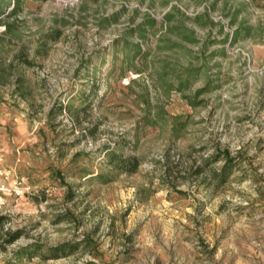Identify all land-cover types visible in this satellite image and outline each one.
Listing matches in <instances>:
<instances>
[{
    "label": "rangeland",
    "instance_id": "374dc122",
    "mask_svg": "<svg viewBox=\"0 0 264 264\" xmlns=\"http://www.w3.org/2000/svg\"><path fill=\"white\" fill-rule=\"evenodd\" d=\"M2 183L0 264H264V0H0Z\"/></svg>",
    "mask_w": 264,
    "mask_h": 264
},
{
    "label": "trees",
    "instance_id": "16d2710c",
    "mask_svg": "<svg viewBox=\"0 0 264 264\" xmlns=\"http://www.w3.org/2000/svg\"><path fill=\"white\" fill-rule=\"evenodd\" d=\"M13 8H14V6H13ZM173 11H175V10H173ZM173 11L170 12V13H166L165 14V16H164L165 21H169L170 20V17L173 16L172 15ZM146 20H147V24H150V25H152L154 23V21H155V19H153V18H147ZM5 26L7 27V29H6L7 32H12L8 28L9 25L6 24ZM138 28L142 29L141 27H138ZM135 29L136 28L130 29V32H132ZM176 29H177L178 35L180 36V38L182 40L187 41V42L192 43V44L196 43V38L194 36V32H193L192 29H184V30H182V29H180L178 27H176ZM138 34H140V33H138ZM172 46L173 47H180L181 45H179V43L175 42V43H172ZM132 50H133L134 54L131 56V60L135 56H140V55L144 54V52H142L141 49L137 48V49H132ZM166 50H171V51H174V52L178 53V52H182L185 49H166ZM131 68L133 70H137L138 71V68L135 67V65H131ZM200 92H202V90H198V93H200ZM220 156L224 157V163H223V165L221 167V171H222V174L225 175L226 171L228 170V168L233 166V162H234L235 157H230L229 154H227L225 152L223 153V152L217 151L216 154L213 156V160L214 161L218 160V158H220ZM137 166H138V162L136 161V159H130V158L126 159V158H122V157H118L117 158V167L119 169H121V170L128 171V172H133L136 169ZM214 174H216V173H214ZM19 235H20V231H15L13 233H11V232L6 233V236L2 240H0V250L3 249L7 244H9L13 240H15ZM62 248H57V250L62 249ZM23 252L19 251L16 254V257H19V258L22 257L24 255Z\"/></svg>",
    "mask_w": 264,
    "mask_h": 264
},
{
    "label": "built area",
    "instance_id": "2783aa9c",
    "mask_svg": "<svg viewBox=\"0 0 264 264\" xmlns=\"http://www.w3.org/2000/svg\"><path fill=\"white\" fill-rule=\"evenodd\" d=\"M23 184H24L23 179L16 178L13 180L12 185H11V190L14 192L15 195L23 194L24 190H26V187ZM5 188L6 186L2 183L0 185V190H3Z\"/></svg>",
    "mask_w": 264,
    "mask_h": 264
}]
</instances>
